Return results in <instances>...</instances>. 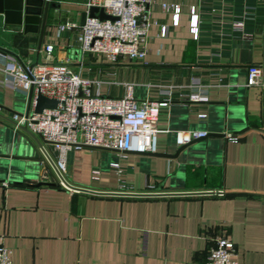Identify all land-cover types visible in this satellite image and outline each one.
I'll return each instance as SVG.
<instances>
[{"label":"crops","instance_id":"0c3cea01","mask_svg":"<svg viewBox=\"0 0 264 264\" xmlns=\"http://www.w3.org/2000/svg\"><path fill=\"white\" fill-rule=\"evenodd\" d=\"M87 1L50 0L38 61L52 44L53 61L68 62L105 96L120 97L131 84L136 99L171 102L159 114L155 153L71 149L64 178L97 192L216 193L114 196L37 185L48 182L43 174L50 168L38 160L33 141L0 116V243L11 249L12 264H203L224 233L240 264H264V85H247L251 65L264 71V0H149L145 55L115 62L80 50ZM192 8L200 14L198 40ZM39 30L40 24L6 23L0 13V52L32 65ZM2 65L0 56V78ZM193 92L208 101L180 100ZM27 97L0 86V114L12 119L25 112ZM201 112L206 119L198 118ZM191 129L209 135L177 146L173 131ZM42 144L55 159L52 145Z\"/></svg>","mask_w":264,"mask_h":264},{"label":"built area","instance_id":"2783aa9c","mask_svg":"<svg viewBox=\"0 0 264 264\" xmlns=\"http://www.w3.org/2000/svg\"><path fill=\"white\" fill-rule=\"evenodd\" d=\"M148 2L149 0H88V8H102L104 13L112 18H85L77 36L81 52L105 56L111 62H115L119 57L132 60L142 58L145 55L142 44L151 24L146 9ZM163 7L168 9L166 4H163ZM170 10L172 24L177 25L180 8L174 5ZM75 25H61L60 28ZM240 25L235 23L236 27ZM190 27L194 39L198 40L201 34L200 14L196 8L191 10ZM166 32L167 26L164 25L161 35ZM53 48L52 44H46L45 58L34 65L24 63L25 68L14 55L0 52L3 58L0 86L26 94L33 88L27 114L13 113L12 119L19 125H26L35 135L52 142L55 159L47 153L63 177L68 151L82 146L115 149L121 157L131 151L155 153L159 114L161 109L171 102V98L167 96L161 99H136L131 84L126 85L125 92L120 97L105 96L99 91L98 83L94 86V81L83 77L68 62L53 61ZM263 76L261 65H251L247 85H264ZM38 92L44 97L57 100L56 107L44 108L40 113H35V95ZM180 100L199 102L208 101V97L193 92ZM206 117L207 113H198L200 120ZM13 127L20 130L17 125ZM226 134L230 140H238L233 134ZM173 135L175 144L183 146L207 137L209 132L205 129L175 130ZM45 161L43 159L42 162L46 165ZM110 165L119 168L116 162ZM46 166L50 168L49 165ZM50 171L51 173H44L43 178L55 181L57 177L51 168ZM98 173V169H94L93 178H96ZM60 185L65 187L62 183ZM11 254V249L0 243V264H12ZM235 254V243L224 233L215 239L203 264H240L234 258Z\"/></svg>","mask_w":264,"mask_h":264},{"label":"water","instance_id":"95a60500","mask_svg":"<svg viewBox=\"0 0 264 264\" xmlns=\"http://www.w3.org/2000/svg\"><path fill=\"white\" fill-rule=\"evenodd\" d=\"M8 1H12L10 2V6L6 5ZM49 5L53 6V4L50 3V0H44V1L43 0H0V13H3L4 20L6 23L21 24L22 22H24L26 24H33V23L40 24L37 53H36V57H35V61L33 65L39 62L38 61L39 51H40L41 41H42L44 29H45L46 17H47V11H48ZM14 15L16 16V19L9 18L10 16H14ZM87 16L88 17L98 16L101 19L112 18L106 13H104L102 8H99L97 6H91L88 8L87 11L82 13L80 25H83L85 18ZM6 52L14 55L17 58V60L22 64V66L25 68V64L23 63V61L15 53L9 50H6ZM32 96H33V88L31 87L28 92L27 108L25 110V114H27V112L29 111ZM35 102H36L34 105L35 113H40L44 108H54L56 107V104H57V100L44 97L39 92L36 93L35 95ZM17 114L21 115L22 113H17ZM0 116L5 118L7 121L12 123L13 125H17L20 131L25 133L31 139V141H33L32 145L38 154V160L43 161V159H45L46 165L50 166V168L53 170V172L55 173L57 177L55 181L39 182L37 183V185L47 184V185L59 186L62 183L66 188L71 189V190L83 191V192L99 194V195H114V196L209 195V194L216 193L215 191L170 192V193L97 192V191H92L90 189L77 187L69 183L63 177V175L57 169L54 161L52 160L50 155L45 150L42 142L52 144L51 141H46L40 135H35L27 128L26 125H19L13 119L4 117L1 114ZM102 148H107V147H102Z\"/></svg>","mask_w":264,"mask_h":264}]
</instances>
